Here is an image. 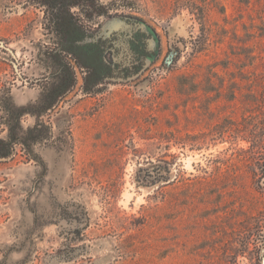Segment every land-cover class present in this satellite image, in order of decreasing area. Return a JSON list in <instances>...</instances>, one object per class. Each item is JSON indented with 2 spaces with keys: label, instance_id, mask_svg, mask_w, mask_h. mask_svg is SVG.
<instances>
[{
  "label": "rangeland",
  "instance_id": "obj_1",
  "mask_svg": "<svg viewBox=\"0 0 264 264\" xmlns=\"http://www.w3.org/2000/svg\"><path fill=\"white\" fill-rule=\"evenodd\" d=\"M63 1L85 33L140 20L159 53L100 81L64 6L0 0V140L7 108L49 129L0 158V264H264V0ZM62 61L74 86L38 116Z\"/></svg>",
  "mask_w": 264,
  "mask_h": 264
},
{
  "label": "flooded vegetation",
  "instance_id": "obj_2",
  "mask_svg": "<svg viewBox=\"0 0 264 264\" xmlns=\"http://www.w3.org/2000/svg\"><path fill=\"white\" fill-rule=\"evenodd\" d=\"M108 37L98 31L85 33L80 42H68L70 54L92 64L89 70L105 82H131L142 76L159 53V38L151 27L134 17ZM97 37V40L92 41ZM90 40V41H89ZM97 61V65L93 66ZM91 66V65H90Z\"/></svg>",
  "mask_w": 264,
  "mask_h": 264
},
{
  "label": "trees",
  "instance_id": "obj_3",
  "mask_svg": "<svg viewBox=\"0 0 264 264\" xmlns=\"http://www.w3.org/2000/svg\"><path fill=\"white\" fill-rule=\"evenodd\" d=\"M85 1L91 2L95 10H98V12L101 13L100 8L95 7L94 0ZM46 4H50L52 7L57 5L58 8L64 6L61 8L65 9H62L57 14H55L56 18L53 19L54 24L56 25L57 30L59 29L62 37L67 40V42H70V44L80 41L83 38L85 32L79 24V21L70 13L68 9H66V7L68 8L70 5H66V3L64 4L63 0H50V2H47ZM84 64V67L89 71V68L92 67V64L89 61H84ZM95 65L96 63L93 64V66ZM53 79V83H51L49 88H47V93L45 92L46 94L41 100L40 106L42 108L39 113L40 115L38 116H42L44 113L51 110L58 103V98L62 97L74 86V73L71 71L69 65L65 61L59 63L57 74L54 75ZM85 90L87 92L91 91L89 87H86ZM6 111L9 114V138L7 141L0 140V158L9 157L11 155L13 146L19 143L24 145L31 153L32 150L30 148L29 142L35 143L44 140V127H46V125L43 122L38 121L34 127L30 128L28 132L24 134L22 131L21 120L25 114H28L26 109L7 108ZM46 128L49 130L48 127ZM251 146H253V156L254 159H257V163H264V138L263 141H261V139L258 137H254V139L251 140Z\"/></svg>",
  "mask_w": 264,
  "mask_h": 264
},
{
  "label": "water",
  "instance_id": "obj_4",
  "mask_svg": "<svg viewBox=\"0 0 264 264\" xmlns=\"http://www.w3.org/2000/svg\"><path fill=\"white\" fill-rule=\"evenodd\" d=\"M121 23V22H117V20H109L107 22V24L104 26V30L105 31H112L114 28H116V26ZM110 35V34H109ZM169 63H171L172 61V56L168 59Z\"/></svg>",
  "mask_w": 264,
  "mask_h": 264
}]
</instances>
